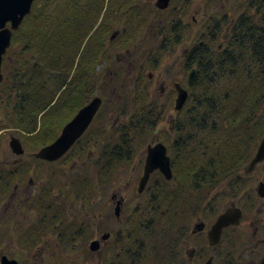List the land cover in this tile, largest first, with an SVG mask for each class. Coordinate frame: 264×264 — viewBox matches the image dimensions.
Instances as JSON below:
<instances>
[{"label": "flooded vegetation", "instance_id": "obj_1", "mask_svg": "<svg viewBox=\"0 0 264 264\" xmlns=\"http://www.w3.org/2000/svg\"><path fill=\"white\" fill-rule=\"evenodd\" d=\"M189 1L172 0L170 8L163 11L157 8V0H113L114 8L111 9L110 3H107L106 13H110L117 22L128 19L139 23L142 8L150 7L149 18L151 17L152 22L158 21V16L171 10L174 19L170 32L175 35L171 38L168 51L174 53L183 51L180 65L185 73H189L186 70V61L192 48L197 45L198 55L201 56L204 42L209 36L222 39L218 43L219 50L224 48L225 41L229 38H234V41L238 42L241 35L249 38L252 31L264 40V0H213L216 3L227 2L229 16L225 12L220 20L207 14L201 22L193 19L192 25L205 31L199 36V42L195 40L190 48L185 47L188 39L185 19ZM121 3L127 6V15L119 11ZM173 5L178 6L175 8ZM157 10L163 13H157ZM7 27L10 28L11 24ZM151 30L155 33L153 25ZM122 32V28L113 30L111 42L114 41L112 37L115 33L118 38ZM259 33L261 34L258 35ZM148 35L146 32L137 31V42ZM139 45L137 44L138 48L140 47L138 50L143 51ZM10 53L9 48L3 57L1 66L3 81L0 84V91L6 79V70L10 67L4 64L5 57L9 58ZM139 61L143 62V58ZM152 61L154 59L144 61L143 65L147 62L151 64ZM190 73L185 84L172 83L174 88L170 91L162 87L160 94L155 97L157 99L162 97L169 106L161 105L164 103L155 101L154 98L150 103V116L148 115L152 119L150 123L155 125L158 110L159 121L153 129L144 130L154 137L158 125L167 118L170 126L165 132H169L171 137L148 145L145 158L133 168L134 175L131 178L135 183L129 180V184L110 195L108 189L113 177L108 171L106 135L110 130L118 129L121 121L119 119L114 123L110 121V114L105 111L107 107L101 96L97 97L102 99V104L87 131L69 152L57 161L38 159L36 154H34L36 159H26V156L31 154L25 145L27 146L29 138L34 137V134L26 133L24 129L14 124L13 107L9 103V98L1 97L0 138L4 136L5 147L0 149V229L7 232L6 236H2L7 238L3 242L12 246L14 244L22 246L26 243L24 232L21 235H12V232L13 234L20 232L22 224L19 227L15 226L17 223L14 221V229L10 228L12 220L9 215L21 213L24 216V212L30 210L34 212L33 215L38 216L41 208H46L44 213H53L54 220H57L53 226L56 239L51 246H56L64 252L65 248L70 249L69 252L76 253L74 258H78L83 264H261L264 259V160L256 164L254 170L249 171L248 168L257 156L264 140V133L251 139V146L249 145L251 157L243 172L220 182L212 191H204L202 185L197 190L188 185L182 187L180 182L188 179L185 176H177L174 179V164L169 145L176 135L177 113L182 112V119L186 118V104L179 112L175 109L178 97L176 84L188 90ZM151 77L150 75L149 78L152 80ZM173 94L176 97L175 117L169 113ZM95 98L77 109V106L62 101L63 98L58 96L53 106L60 111L72 109L76 113L64 125L58 137L47 146L54 143L61 136L65 126ZM126 99L144 100L138 97L120 98L125 101ZM136 107L142 111V117L147 115L146 107L141 105L140 108ZM113 126L115 127L112 128ZM89 131L91 133L85 143L73 150ZM160 134L164 133L161 131ZM159 143L167 147L173 178L168 180L161 171L156 170L150 175L143 192H140L149 148ZM182 156L185 164L187 155ZM133 161L121 162L116 170L126 169ZM181 187L182 191H172ZM66 208L73 209L70 210L71 215L73 213L72 222L64 224L71 226L67 235L60 231L62 215L67 211ZM237 210L240 213L238 224H229L218 235L214 228L220 217L229 211L235 214ZM44 213L37 217L39 224L43 223L44 219L45 222L49 220ZM43 242L39 241L38 244ZM45 242L49 244L50 241ZM74 258V261L68 264H76L77 260Z\"/></svg>", "mask_w": 264, "mask_h": 264}, {"label": "trees", "instance_id": "obj_2", "mask_svg": "<svg viewBox=\"0 0 264 264\" xmlns=\"http://www.w3.org/2000/svg\"><path fill=\"white\" fill-rule=\"evenodd\" d=\"M106 1L36 0L32 12L14 33L9 58L5 57L4 64L10 67L1 86L0 102L1 97L9 98L14 124L34 134L25 147L39 151L58 137L76 113L53 106L58 96L77 109L101 96L107 114L118 111L126 117L121 129L106 135L111 175L121 162L133 160L134 146L151 136L144 129H153L159 121V110L155 125L148 117L151 96L143 79L145 67L139 61L145 54L138 50L136 33L155 27L158 45L151 69L160 65L175 34L165 22L152 24L142 11L139 23L122 21V34L111 42L117 20L106 13ZM119 11L127 15L128 8L121 3ZM219 42L220 38L209 36L201 56L197 45L188 56L186 70L190 73L196 69V77L188 87L186 118L182 119V112L177 113L176 135L169 145L174 179L187 177L180 185L194 190L202 185L204 191H212L220 182L241 174L251 157V139L264 133V40L252 31L249 38L241 35L239 43L229 38L222 50L218 49ZM119 52H126L123 60ZM101 65L103 73L98 70ZM139 96L147 104V115L142 117V111L135 106L128 116V105H138L140 101L120 98ZM90 133L73 150L85 143ZM182 155H187L185 164ZM182 187L172 191H182ZM47 223L44 229L37 228L38 236L54 232L53 223ZM70 230L63 224L60 231L67 235Z\"/></svg>", "mask_w": 264, "mask_h": 264}, {"label": "rangeland", "instance_id": "obj_3", "mask_svg": "<svg viewBox=\"0 0 264 264\" xmlns=\"http://www.w3.org/2000/svg\"><path fill=\"white\" fill-rule=\"evenodd\" d=\"M106 3H112L111 0H107ZM152 8V7H151ZM155 8V7H154ZM106 9V7H105ZM143 12L148 16L150 15V7L148 8H142ZM171 10H168L166 13L161 14L160 16H158V21L156 20V22H152V24L158 23V25L162 22H165L168 24L169 26V30L171 29L172 25H173V16L170 12ZM225 12H227V15L229 16L230 10H229V6L227 4V2L225 3H221V2H214L213 0H190V9H188L187 12V17L185 19V26L186 28H188V39H187V44L185 47L190 48L191 44L199 39V36L201 35V33H203V31H205L203 28L201 29L200 27H196L194 25H192L193 19H196L197 21L201 22L204 19V15L207 14L209 15V17H215L218 20H220V17L222 16V14H225ZM151 16V15H150ZM151 18V17H150ZM101 22V21H100ZM98 22V23H100ZM114 22V20H113ZM115 23V22H114ZM116 26H114L113 30H117L124 27L125 23L122 22H116L115 23ZM96 29H98V24L95 27ZM144 32L147 33V35L149 33H151V35H148L147 37H142L143 39L138 40L137 44H140L139 46H141L143 48V51H139L141 52V54H145L143 56V62L144 61H151V59L155 58V55H157V34L154 36L155 33H153V31L151 29H149V27H147V29H144ZM154 37V38H153ZM220 41H222V39L220 38ZM196 45V43H195ZM184 47V48H185ZM140 49V47L138 48ZM143 52V53H142ZM125 53L126 52H119L118 57L119 59H124L125 58ZM183 55V51H179L177 53L174 52H170L167 51L164 55L163 58L160 60V65H158L157 68L155 69H151L150 63H146L143 65V67H145V72L143 75L144 76V80H145V84H148L149 86V90H150V96L151 98L148 100V103H151V100L155 101H160V103H164L161 105H165L167 103V101H164L165 99H163L162 97H159L158 99L155 98L157 97L161 90L162 87L166 88L168 91L173 90L174 85L172 83H183L185 84L187 82V76L189 75V73H185L186 71L183 69L181 64L182 61V56ZM150 56V57H149ZM99 72H104L105 68L103 67V65H101L99 67ZM107 72V71H106ZM152 76V80L149 78V76ZM148 78V79H147ZM139 99L142 98L141 96L138 97ZM175 95L173 94L172 97V106H171V110H170V114H172V116H176V111L174 109V99H175ZM130 100V99H128ZM189 100V99H188ZM141 99V101L139 102L140 104H138L139 106L141 105L142 107H146L147 104ZM146 104V105H145ZM135 105L133 103L128 105L129 111H128V116H130L132 114V110L135 109ZM187 105V104H186ZM80 112V111H79ZM78 112V113H79ZM77 116V115H76ZM125 118L126 117H122L120 116V113L118 111L116 112H112L110 114V121L112 123H114L117 119H119L121 121L120 125L117 127L119 129H121L123 123L125 122ZM123 120V121H122ZM170 124H169V120L166 118L163 120L162 123H160L158 125V130L156 131L157 133H155L154 137L153 136H148L142 139L141 142H139L140 144L136 147H134V154H133V163L132 165H130L129 167H127L126 169L122 170V171H117L116 168L112 170L111 173V177H113V180L110 181L109 183V189L108 191L110 192L109 195L113 192H118L119 190H121L123 188V186H126L127 184H129V180H131V182L134 184V180L131 178L134 175V171L133 168L134 166L141 160L144 159V154L145 151L147 149L148 145L151 144H155L159 141H164V139L166 138H170L171 135H169V132H165L167 128H169ZM115 126H113L112 128H114ZM161 129V131L164 134H160L161 131L159 130ZM168 133V134H167ZM119 136V135H117ZM115 137V135H113V138ZM30 139L33 140L32 138H29V142L30 143ZM4 141V136H1L0 138V149H3L5 147V144H3ZM27 143V145H28ZM167 144V142H166ZM26 146V145H25ZM28 152L31 154L30 156H26V159H36L34 157V154H36L38 151H30L28 150ZM131 184V183H130ZM131 184V185H133ZM46 208H41V212L40 214L44 213ZM67 211H65L62 215V225L65 223L70 224V222H72V216L73 213L71 215L70 210H73L72 208H66ZM70 211V212H69ZM61 212V211H60ZM34 212L28 210L26 212H24V216L20 213V214H15V215H9V217L11 218V226L10 228L14 229V221L15 224L17 223V225L15 226H20V224H22V228L20 230V232L18 231L17 234H13L12 235H21L23 234L22 232H24V239L26 240V243L24 245H17L14 244L12 245H6V243L3 242V240L7 239L6 237H2L3 235L6 236V233L4 232L3 229H0V261L2 256L7 255L9 258L11 259H15L19 262V264H68L73 262V258L75 257L76 253H72L69 252L70 249L66 248V252L56 248V246H51L52 243L54 245V241H55V236L53 234V232L48 231L46 236H38L37 235V228L38 227H44L46 226L45 223H40L39 224V218H37L40 214L37 213L38 216L33 215ZM43 215V214H42ZM44 216L47 217L48 223L47 225L57 222V220H54V215L53 213H44ZM43 217V218H45ZM70 228L71 226L68 225ZM12 229V230H13ZM13 238V237H12ZM39 241H44L42 244H38ZM45 241H50L49 244H47V242ZM13 242V241H12ZM69 250V251H68ZM75 259V258H74ZM76 264H83L80 261H78V258L75 259Z\"/></svg>", "mask_w": 264, "mask_h": 264}, {"label": "water", "instance_id": "obj_4", "mask_svg": "<svg viewBox=\"0 0 264 264\" xmlns=\"http://www.w3.org/2000/svg\"><path fill=\"white\" fill-rule=\"evenodd\" d=\"M171 1L172 0H157L156 6L160 10H167ZM34 2L35 0H0V84L3 81V75L1 72L3 57L11 47L14 32L20 28L24 19L31 13ZM8 24H11L10 28L7 27ZM116 37L117 33L113 35L112 40ZM195 75L196 70H192L189 76L190 86L193 84ZM176 89L178 97L176 99L175 109L179 112L187 103L189 92L180 84H176ZM101 104L102 99L96 97L90 104L80 110L77 116L65 126L61 136L54 143L44 147L36 153V157L48 161H57L65 156L87 131L94 117L98 113ZM263 160L264 140L260 145L257 156L248 168L249 171L254 170L256 164ZM156 170L161 171L168 180L173 178L171 159L168 156L167 147L163 143H159L153 147L150 146L149 148L145 175L140 184V192H143L150 175ZM239 219V210H237L235 214L232 211H229L220 217L215 225L214 231L216 230L219 235L222 229L229 224H238ZM0 264H19V262L4 255L1 258ZM261 264H264V259Z\"/></svg>", "mask_w": 264, "mask_h": 264}]
</instances>
